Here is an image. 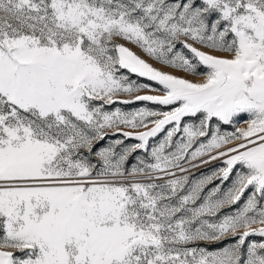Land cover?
I'll list each match as a JSON object with an SVG mask.
<instances>
[{
    "label": "snow or ice",
    "instance_id": "6c2138e0",
    "mask_svg": "<svg viewBox=\"0 0 264 264\" xmlns=\"http://www.w3.org/2000/svg\"><path fill=\"white\" fill-rule=\"evenodd\" d=\"M0 264H264V0H0Z\"/></svg>",
    "mask_w": 264,
    "mask_h": 264
},
{
    "label": "rangeland",
    "instance_id": "374dc122",
    "mask_svg": "<svg viewBox=\"0 0 264 264\" xmlns=\"http://www.w3.org/2000/svg\"><path fill=\"white\" fill-rule=\"evenodd\" d=\"M215 167H216V164H210V165H207V166L202 167V168H200V169H198V170H194L193 175H194V176H198V175H200L201 173L209 172L210 169L215 168Z\"/></svg>",
    "mask_w": 264,
    "mask_h": 264
}]
</instances>
